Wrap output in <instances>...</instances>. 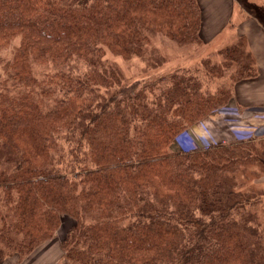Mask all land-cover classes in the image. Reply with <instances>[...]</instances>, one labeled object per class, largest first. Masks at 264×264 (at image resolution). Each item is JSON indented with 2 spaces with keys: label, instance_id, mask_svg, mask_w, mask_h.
Wrapping results in <instances>:
<instances>
[{
  "label": "trees",
  "instance_id": "1",
  "mask_svg": "<svg viewBox=\"0 0 264 264\" xmlns=\"http://www.w3.org/2000/svg\"><path fill=\"white\" fill-rule=\"evenodd\" d=\"M200 25L195 0H0V49L19 37L0 54L1 258L67 216L63 264H264L259 197L236 180L252 141L174 143L255 74L243 43L132 81L105 55L156 32L200 44Z\"/></svg>",
  "mask_w": 264,
  "mask_h": 264
},
{
  "label": "rangeland",
  "instance_id": "2",
  "mask_svg": "<svg viewBox=\"0 0 264 264\" xmlns=\"http://www.w3.org/2000/svg\"><path fill=\"white\" fill-rule=\"evenodd\" d=\"M239 1L245 4V6L241 5V7L246 9V13L252 12L257 14V10H259V12L262 13L260 15L264 17V6L262 4V7L255 5V7L252 9L251 4H248V0L247 3H245L246 0ZM227 31L232 32L229 26L225 32ZM18 41L19 37L11 40L7 46L0 49V54H10L12 48L17 44ZM228 41H231V44L227 47L235 45L238 42H242L246 51L250 53V51L247 49V41L243 37L237 39V37L230 34ZM216 47V44H206L204 42H201L200 44L180 43L156 32L151 38H149V42L145 45L143 53L139 56L123 58L122 56L110 52H106L105 55L109 61L113 62L120 69L123 77L129 81H132L141 78L149 79L152 76H157L159 73L163 74V72L173 71L177 68H184L186 71L188 69L189 72H195L198 70V68H200L202 61H205L206 59H212L213 61L221 62L222 57L218 55L219 50H216ZM254 68V75L245 76L241 79L256 76L257 69L256 67ZM34 69L37 73V76L39 77L44 71L47 70V67L42 65H34ZM244 75L245 72L242 76ZM225 78L228 79L227 76ZM204 81L206 87H212L211 89H214L213 83H210L207 78H204ZM232 102L233 99L231 98L227 102L222 103V105L219 107L216 106V109L214 108L206 116H204V118L191 124L188 129L191 126H201L199 129L204 136H207V133L204 130V128H207L208 133H211L210 136L213 133L215 134V142L213 141L214 137H211V140L207 137V143H209V141H211L213 144H223L225 142L228 145L230 143H237L233 130L240 129L239 126L260 124L257 130V135L254 136L255 139H252L251 144L245 148L249 159H247V162H242L239 165L236 174V180L240 186L239 190L248 193L250 196L259 197L258 201L255 200L256 204L254 206V210H257L259 217V229L264 235V119L262 118L261 114H252L248 111H242L246 109L255 110L264 108V100L256 99L253 101V104H244L243 106H239L236 101L233 102L236 104H232ZM224 106L235 108L240 111L238 113L244 114L237 116L235 112L227 114L219 113L218 109ZM179 137L180 136H178V141H175L174 139L176 147L181 145ZM70 225L71 219H69L67 216H62L60 225L51 238L43 241L40 245L35 247L27 254H23L21 256L0 257V264H63L64 250L60 245V241Z\"/></svg>",
  "mask_w": 264,
  "mask_h": 264
},
{
  "label": "crops",
  "instance_id": "3",
  "mask_svg": "<svg viewBox=\"0 0 264 264\" xmlns=\"http://www.w3.org/2000/svg\"><path fill=\"white\" fill-rule=\"evenodd\" d=\"M195 1L200 7L201 25L199 35L204 43L216 44V50H220L231 44V41H228L230 34L237 37V39L243 37L247 41V49L254 58L257 74L251 78L240 79L234 84L233 102L236 101L239 106H243L244 104H253V101L256 99L264 100V17L260 15L262 13L259 10H257V14L252 12L246 13V9L241 7V5L245 6V4L239 0ZM248 1L252 9L255 5L262 7V4L264 6V0ZM245 3H247V0ZM228 26L232 32H225ZM233 102L232 104H236ZM200 127L191 126L189 128V132L195 141L205 144L207 143V137L209 139L214 137L213 141L215 142V134L213 133L210 136L211 133H208L207 128H204L207 133V136H204L199 129ZM200 136H203L205 142L201 140Z\"/></svg>",
  "mask_w": 264,
  "mask_h": 264
},
{
  "label": "built area",
  "instance_id": "4",
  "mask_svg": "<svg viewBox=\"0 0 264 264\" xmlns=\"http://www.w3.org/2000/svg\"><path fill=\"white\" fill-rule=\"evenodd\" d=\"M218 111L221 114H227V113L235 112L237 114V116L240 114H244V113H238V112H240L239 110H237L235 108L228 107V106H224V107L218 109ZM242 111H248L252 114H261L262 118L264 119V108L255 109V110L246 109V110H242ZM229 120H230V118H229ZM259 126H260V124H253V125H249V126H239L240 129L233 130V133L235 134V136L237 138H250V137L257 135V130H258Z\"/></svg>",
  "mask_w": 264,
  "mask_h": 264
},
{
  "label": "bare ground",
  "instance_id": "5",
  "mask_svg": "<svg viewBox=\"0 0 264 264\" xmlns=\"http://www.w3.org/2000/svg\"><path fill=\"white\" fill-rule=\"evenodd\" d=\"M194 129H195V127H194ZM200 138H201V140H202L203 142H205V139L203 138V136H200Z\"/></svg>",
  "mask_w": 264,
  "mask_h": 264
}]
</instances>
